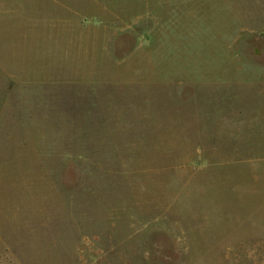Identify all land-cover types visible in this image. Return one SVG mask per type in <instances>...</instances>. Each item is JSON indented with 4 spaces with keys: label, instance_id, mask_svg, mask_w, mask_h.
Instances as JSON below:
<instances>
[{
    "label": "rangeland",
    "instance_id": "rangeland-1",
    "mask_svg": "<svg viewBox=\"0 0 264 264\" xmlns=\"http://www.w3.org/2000/svg\"><path fill=\"white\" fill-rule=\"evenodd\" d=\"M45 7L89 41L0 53V264H264V0H0V39Z\"/></svg>",
    "mask_w": 264,
    "mask_h": 264
},
{
    "label": "crops",
    "instance_id": "crops-1",
    "mask_svg": "<svg viewBox=\"0 0 264 264\" xmlns=\"http://www.w3.org/2000/svg\"><path fill=\"white\" fill-rule=\"evenodd\" d=\"M74 3H76L77 9L76 11H72L74 12L73 14H85V13L99 14V13L115 12V9L110 10V9H107L105 6L85 7V6H78L77 5L78 2L76 1H74ZM26 12H24L25 15L31 13L29 9H27ZM38 12L44 15H47V17H49L50 20L45 21V22H37L34 17L32 19L25 17L24 19L20 21L13 19V18L12 19L11 18L1 19V22L2 23L4 22L3 25L5 29L11 30L10 31L11 33L18 34L17 36L19 37L16 40L15 36L11 34L10 38L0 39L1 55L3 54V52H5V54L10 57L12 55L13 56L18 55L19 57H22L24 56V53H23L24 50L27 47H29L28 45L31 46V44H33L34 48H36V51H37V48H39V43L40 41H42L45 43L46 48L44 49L42 54L38 53V51L36 52V54H34L36 59L42 56L44 57V59L45 58L48 59V57H62L61 59L64 58L65 60H67V57H69V54H71L73 51L76 52L75 57H84L85 51L83 49V46L79 44L83 43V41L85 40L87 41L89 40L85 39V33L83 31L84 30L83 23L79 22L78 24H73V23H68L67 21L64 23V22H61L59 19L56 20L57 21L56 23H52V20H51L53 19L52 15L57 16V15H60V13H62L61 10L54 8V7H45L44 9H41ZM43 23H46L45 29L54 30V32L49 33L48 30L43 29V26H44ZM47 23H51L50 26H48ZM34 27H36V30L34 33H31V30L33 31ZM1 47L7 48L6 51H1ZM90 54H91V51L88 52L86 55L90 56ZM131 56H133L132 53H131ZM92 57H94V49L92 51ZM105 57H109V55H105ZM44 59H42V61ZM43 69L49 72L47 68L43 67Z\"/></svg>",
    "mask_w": 264,
    "mask_h": 264
}]
</instances>
